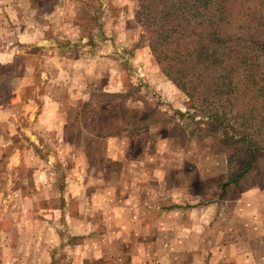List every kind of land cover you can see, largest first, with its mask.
Listing matches in <instances>:
<instances>
[{
    "label": "rangeland",
    "instance_id": "rangeland-1",
    "mask_svg": "<svg viewBox=\"0 0 264 264\" xmlns=\"http://www.w3.org/2000/svg\"><path fill=\"white\" fill-rule=\"evenodd\" d=\"M79 1L78 22L82 26V31L76 33V29L71 31V37L76 41L72 51L81 53L84 50L86 52L88 49L85 50L78 42L95 40L99 45L98 52L100 54L112 56L113 64L104 63L102 70L103 74L107 76L112 73L114 80L111 82L110 78L112 77H108V81L104 79V88L118 91L132 90L134 98L140 100V102L135 101L136 106L148 101L158 104L159 107L166 110V105H175L177 102L188 99L185 106L182 104L183 112L184 114H188L189 111L194 112L193 109H189V97L168 81L170 79L155 59L149 46L148 33L138 0ZM15 2L26 4V1L22 2L21 0H2L0 3V51L5 52L0 54V60L3 62V64L0 63V264H84L82 259L90 252H95V244L91 245L86 242L91 241L90 236L86 232L84 235H80L83 238L78 241L82 245L75 246L72 244L73 238H69L67 234L61 235L63 206L64 202L68 200L66 197L67 186L71 179L78 176V171L84 164H86L83 168L88 174L86 177L88 184L91 182L100 184L101 182L95 183L101 180L99 177H105L107 181L108 177L104 176L106 172L99 171L102 169L99 159H102V154L107 151L102 148V145H99L98 148L96 145L95 159L97 162L95 163L93 158L91 163H85L82 158L76 156V148L64 140L62 130L48 131L47 125L37 122L36 132H31L30 128L35 124H32L35 121V116L33 115V118L30 116L41 111L42 106L46 103V98L58 96L62 90H67V94H69L62 99L63 104L60 103L65 109L64 115L66 117L67 115L68 117L74 116V108L78 103L74 86L78 82L48 80L46 73L48 63L44 55L45 52H43L45 49H41V47L27 56V60L15 59L14 50L20 47V40H26V36L30 42V24L33 22L29 11L14 12ZM71 5L73 6V4ZM17 6L20 7V5ZM95 10L97 11L96 16L94 15ZM56 24L62 23L58 20ZM24 26L29 28V31L23 32ZM94 27L97 29L94 30ZM27 50L30 49L21 48L19 52L29 55L30 52ZM25 64H27V69L21 75L22 71L19 70H24ZM80 68H84L83 65ZM161 74L167 78L164 80ZM174 88H178L185 96L181 95L175 99L166 98L169 97L168 92L173 91ZM15 93L19 94L18 101L14 100ZM61 105L60 112L62 111ZM169 112L166 113L167 116H173V118L163 122L166 126L163 132L170 130L185 140L187 131L184 128L187 130L199 129L197 135L201 140H194L195 143L192 140L188 141L183 146L188 147L186 151L184 149L186 154L183 155L177 153L183 149L179 148V144L164 140L162 151H157L158 154H162L161 161L159 159L142 161L141 158H138L134 153L141 150V143H132L131 146H128L123 140L119 143L114 142L111 144L114 146V158L121 154L120 157L126 159L123 166L120 167L119 187L116 193H110L107 188H103L104 192L96 195L110 198L115 193L114 197L117 201L124 198L137 199L138 193L135 196L130 193V196L129 189L126 187L130 181L136 183L137 180L143 179L136 168H139L140 171L149 172L151 170L153 172L156 168L162 167V170L171 172L169 176L171 178L173 176V180L182 181L185 184H189L192 181L191 178L196 179V173L205 177L210 174L217 176L226 174L229 166L226 162V154L221 151L222 132L214 125L198 123L197 120L201 119L200 116L192 120L187 115L182 117L174 115L170 110ZM54 120L56 128H58L57 125L62 123L55 118ZM4 128H7L6 132ZM207 130H209L208 138L205 134ZM81 133L80 129H72L70 132L72 140L69 141L71 143L84 142V140H79ZM212 133L216 134L217 138H214ZM126 147H131L130 152L126 150ZM166 149L169 155H165ZM15 154L19 158L17 165L12 162V157ZM131 160L139 162H131ZM104 165L106 168L116 167L108 160L104 161ZM189 172H192V175ZM148 178L146 177V179ZM154 178L156 177L152 175L151 179ZM253 184L264 185V156L258 159L254 170L247 174L245 180L242 181L244 186ZM105 185L108 186V183ZM95 193V191H91L89 194L86 192L85 195L89 196L87 201L91 202L95 198ZM91 205L84 211L94 216L95 211L90 209ZM113 211L115 216H118L117 218L122 217L119 203L116 204ZM71 213L79 214L78 203L71 205ZM177 216L179 219L190 220L186 215L179 214ZM202 218L206 221L205 216ZM115 222V227L120 224L118 220ZM150 226L154 227L156 224L151 221ZM79 229L73 227L72 230L83 232L84 225L82 223ZM159 230L163 232V238L167 231L162 227ZM167 230L169 231L167 240L164 242L162 239V242H157V246L148 255L146 254L145 260L149 259L152 264H207L206 252L201 253L198 257H191L190 254L184 252L186 247L195 244L188 239L184 240L185 233L189 231L187 227L178 224L177 226L172 225V228ZM78 231L75 233L78 234ZM138 245L142 246L143 244L139 243ZM168 251L171 252L169 256H167ZM175 251L178 252L177 255H174ZM88 264L94 263L89 262Z\"/></svg>",
    "mask_w": 264,
    "mask_h": 264
},
{
    "label": "crops",
    "instance_id": "crops-1",
    "mask_svg": "<svg viewBox=\"0 0 264 264\" xmlns=\"http://www.w3.org/2000/svg\"><path fill=\"white\" fill-rule=\"evenodd\" d=\"M21 1H26V4L15 2L14 12L29 11L33 22L30 24V42L26 36V40H20V47L14 50L15 59L25 60L34 50L41 47V49H45L43 52H45L44 55L48 63L46 68L48 80L78 82V85L74 86V93L76 98L78 97L74 116L68 117L67 115L66 117L64 115L65 109L61 105L63 104L62 99L69 94H67V90H62L58 96L46 98V103L42 106L41 111L30 116V118L35 116V121L32 122L35 124L31 126V132H36L37 126L35 125L37 122L47 125L48 131L52 129L62 130L64 140L76 148V156L82 158L85 163H91L93 158L94 162H97L95 154L99 145H102V148L107 151V153L102 154L103 158L99 159V165L102 168L99 171L106 172L104 176L108 177L107 181L105 177H99L101 180L95 183L101 182L100 184H92V182L88 184L86 181L88 174L83 168L86 164L82 165L78 171V176L71 179L67 186L66 197L68 200L64 202L63 220L60 219L63 224L61 235L67 234L69 238H73V245L81 244L78 240L83 238L80 235H84L85 232L91 238V241L86 242L91 245L95 244V252H90L82 259L84 264L89 262L94 264H152L149 259H144L146 254L148 255L157 246V242H162V239L165 242L167 233L169 234L167 229L178 224L189 229L185 233L184 240L188 239L195 242L190 247H186V251L184 250L191 257H198L201 253L206 252L207 264H264V185L262 184L230 185L224 190L221 183L226 180L229 170L221 176L210 174L205 177L196 173V179L191 178L192 181L185 184L182 181L173 180V176L172 178L169 176L171 172L162 170V167L156 168L153 172L151 170L149 172L140 171L139 168H136L143 179L137 180L136 183L130 181L126 187L129 189V194L132 193L135 196L138 193L137 199L116 200L114 194L119 187V171L126 159L120 157L121 154L114 158V146L111 144L119 143L122 140L128 146H131L132 143H141V150L134 154L142 161L150 159L161 161L160 156L162 154H158L157 151H162L164 140L179 144V148L183 149L177 153L186 154L185 151L188 147H183L182 137L170 130L163 132L166 126L162 125V122L160 124L153 122L152 120H157V118L150 113L155 112L154 108L160 113H167L169 110L173 113H184L182 104L185 106L188 99L183 100L185 104L182 101L175 105H166V110L159 107L158 104L148 101L149 107L144 103L136 106L134 93H130L128 90L118 91L104 88V79L108 81V77H112L110 78L111 82L114 80L112 73L107 76L103 74L102 70L104 63L113 64L112 56L100 54L98 52L99 45L95 40L78 42L85 50L88 49L86 52L84 50L81 53L72 51L76 41L71 37V31L73 29H76L75 33L82 31V26L78 22L80 1ZM1 2L2 0H0ZM23 6L25 7L23 8ZM96 13L95 10V16ZM99 13L101 14L102 10ZM58 20L62 24H56ZM96 29L97 27H94V30ZM24 31H29V28L24 26ZM21 48L24 50L29 48L30 50H27L30 52L29 55L19 52ZM2 53L5 52L0 51V54ZM0 63L3 64L1 60ZM49 65L51 66L49 67ZM81 65L84 68L81 69ZM23 69L19 70L22 71L21 75L27 69V64ZM161 76L164 80L167 78L162 74ZM164 80L161 79V81ZM168 81L174 87L177 86L173 81ZM118 93H126L127 95L123 99V105L120 104V99L116 97ZM181 95L185 96L178 88H174L173 91L168 92L169 97L166 98L175 99ZM19 99V94L16 95L15 93L14 100L18 101ZM60 105L61 112L59 111ZM131 109L138 110V112L130 111ZM54 118L62 123L57 125L58 128H56ZM75 128L81 130L79 140H84V142L71 143L69 141L72 140L70 132ZM6 130L7 128H4L5 132ZM208 137L206 136V138ZM194 140L201 139L194 136L192 141ZM96 145L97 148L95 149ZM130 148L126 147V150L130 152ZM167 151L166 149L165 155H169ZM12 158L14 165H17L18 155L15 154ZM105 160L115 164L116 167L106 168ZM131 162L139 161L131 160ZM226 162L228 164L227 158ZM189 173L192 175V172ZM152 175L156 178L151 179ZM146 177L149 178L146 179ZM106 183L108 186L105 185ZM162 183L164 184L163 187ZM103 188H107L110 193H115L110 198L96 195L102 194ZM91 191L96 193L95 198L90 202L87 201L89 196L85 193L89 194ZM186 192L187 195H185ZM73 203L79 204L78 215L71 213ZM118 203L121 218H117L118 216H115L113 211ZM90 205V209L95 211L94 216L84 211ZM179 214L186 215L190 220L179 219L177 216ZM203 216L206 217V221L203 220ZM98 217L99 219H97ZM116 220L120 224L115 227ZM151 221L156 226L151 227ZM81 223L84 225L83 232H80L79 229ZM198 225L201 227L199 228ZM73 227L80 231H73ZM160 227L167 231L163 238V232L159 230ZM76 231L78 234L75 233ZM139 243L143 245L137 246ZM203 246L205 247L203 248ZM177 253L175 251L174 255ZM167 254L169 256L171 252L168 251Z\"/></svg>",
    "mask_w": 264,
    "mask_h": 264
},
{
    "label": "trees",
    "instance_id": "trees-1",
    "mask_svg": "<svg viewBox=\"0 0 264 264\" xmlns=\"http://www.w3.org/2000/svg\"><path fill=\"white\" fill-rule=\"evenodd\" d=\"M138 1L155 59L194 110L174 115L200 116L222 132L229 171L221 187L242 185L264 156V0ZM116 97L123 105L127 95ZM154 110L153 122L173 118ZM184 130L183 145L198 136Z\"/></svg>",
    "mask_w": 264,
    "mask_h": 264
}]
</instances>
